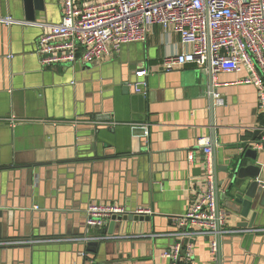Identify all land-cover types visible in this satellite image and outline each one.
Returning <instances> with one entry per match:
<instances>
[{"label":"crops","instance_id":"1","mask_svg":"<svg viewBox=\"0 0 264 264\" xmlns=\"http://www.w3.org/2000/svg\"><path fill=\"white\" fill-rule=\"evenodd\" d=\"M44 2L35 22L0 24V120L16 119L15 127L0 121V241H79L0 247V264H93L92 258L100 264H170L161 253L174 243L191 248L189 264H214L210 240L177 219L208 188L213 154L203 152L201 141L225 151L264 142L259 91L245 82L251 74L245 68L212 74L210 87L208 70L197 65L167 72L166 58L185 48L177 34L159 26L146 42L111 49L99 63L44 67L33 54L42 29L33 24H59L63 0ZM75 2L83 8L105 0ZM3 14L31 22L24 0H0ZM141 69L148 71L147 97L129 87ZM99 112L109 119L97 120ZM87 126L108 127L101 132L104 141L97 143ZM94 153L102 158L90 159ZM258 161L264 169V152ZM90 204L149 207L154 214L150 222L117 223L112 234L111 221L88 231ZM221 209L229 213L231 229L244 222ZM252 228H264V215ZM101 236L114 239H95ZM225 239L218 264H264V233Z\"/></svg>","mask_w":264,"mask_h":264},{"label":"built area","instance_id":"2","mask_svg":"<svg viewBox=\"0 0 264 264\" xmlns=\"http://www.w3.org/2000/svg\"><path fill=\"white\" fill-rule=\"evenodd\" d=\"M6 26L28 25L10 16L0 18ZM32 25V24H31ZM42 29L36 54L44 67L99 63L122 46L146 42L148 33L156 26L172 30L185 48L182 53L166 58L165 70L175 66L197 65L219 73L240 72L251 74L245 82L254 84L259 91L260 107L264 110V0H105L97 5L79 7L75 0H63V16L59 24H33ZM146 69L137 71L135 92L147 97L144 78ZM222 104V100H218ZM16 126L14 117L0 120ZM147 133V132H146ZM210 157L213 149L210 140L200 143ZM264 152V142L254 148ZM190 160H193L190 157ZM209 161V160H208ZM210 162V161H209ZM207 191L194 203L182 218L181 225L199 227V235L210 240L214 264H218L221 240L226 236L264 233V228H236L228 225L229 213L218 206L212 162L207 169ZM37 208V207H36ZM149 207L134 210L118 204H90L86 226L106 228L113 216H151ZM96 240L114 237L101 236ZM77 239L10 240L0 241L5 246H36L74 243ZM190 251L180 243L165 249L161 257L170 264H189Z\"/></svg>","mask_w":264,"mask_h":264},{"label":"water","instance_id":"3","mask_svg":"<svg viewBox=\"0 0 264 264\" xmlns=\"http://www.w3.org/2000/svg\"><path fill=\"white\" fill-rule=\"evenodd\" d=\"M25 9H26V19L32 23L36 21V11L44 10V0H24ZM3 11L6 10V5L4 1L1 5ZM5 13V12H4ZM9 16L8 14H3V18ZM11 17V16H10ZM14 18V17H12ZM15 19V18H14ZM5 25V24H3ZM6 26V25H5ZM12 26H21V25H12ZM10 27V26H7ZM37 45L33 49V54L37 57L36 54ZM6 57L9 59H14V55L7 54ZM11 59V60H12ZM38 59V58H37ZM39 61V60H38ZM208 75L210 77V87L212 84V70L208 69ZM134 83H131L129 87L132 92H135ZM129 88V89H130ZM211 101L213 99V89L211 88ZM211 105L213 103L211 102ZM98 113L97 120L105 121L107 115ZM97 114V113H96ZM86 128H91V135L95 138V141L98 143L97 139L100 142H103L105 137H103L104 130H107L108 127H95L87 126ZM109 131H112L111 129ZM259 134L256 132L254 140L257 139L256 135ZM90 135V136H91ZM262 135L258 136L260 140ZM80 143V140L77 141ZM99 142V143H100ZM88 143V142H87ZM253 143L246 144L244 147L239 148L236 151H225L218 150L216 146L213 149V159H212V169L213 177L216 188V195L218 206L229 210L236 216H239L244 222H241L236 227L237 228H252L257 219L263 217L264 215V169L259 165V156L260 152L253 147ZM92 149L96 150L95 142L92 143ZM89 148V146H87ZM95 155V156H94ZM102 158L101 154L94 153L93 156H90V159ZM252 212V214H251ZM150 216H113L108 232L110 234L114 233V230L117 226V223H138V222H150ZM230 238V237H229ZM226 239L221 240V244ZM222 247V245H221ZM221 254V248H220ZM219 254V256H220ZM93 264H100V261L97 258H92Z\"/></svg>","mask_w":264,"mask_h":264},{"label":"rangeland","instance_id":"4","mask_svg":"<svg viewBox=\"0 0 264 264\" xmlns=\"http://www.w3.org/2000/svg\"><path fill=\"white\" fill-rule=\"evenodd\" d=\"M86 220H87V217H86Z\"/></svg>","mask_w":264,"mask_h":264}]
</instances>
